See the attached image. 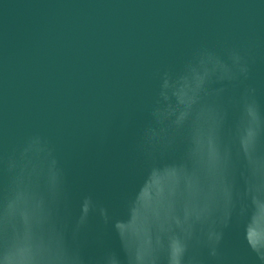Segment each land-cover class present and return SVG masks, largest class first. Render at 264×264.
I'll return each mask as SVG.
<instances>
[{
	"label": "water",
	"instance_id": "1",
	"mask_svg": "<svg viewBox=\"0 0 264 264\" xmlns=\"http://www.w3.org/2000/svg\"><path fill=\"white\" fill-rule=\"evenodd\" d=\"M0 264H264V0H0Z\"/></svg>",
	"mask_w": 264,
	"mask_h": 264
}]
</instances>
